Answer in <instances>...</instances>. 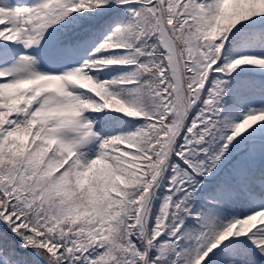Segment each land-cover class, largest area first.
I'll return each mask as SVG.
<instances>
[{"label": "snow or ice", "instance_id": "snow-or-ice-1", "mask_svg": "<svg viewBox=\"0 0 264 264\" xmlns=\"http://www.w3.org/2000/svg\"><path fill=\"white\" fill-rule=\"evenodd\" d=\"M0 264H264V0H0Z\"/></svg>", "mask_w": 264, "mask_h": 264}]
</instances>
